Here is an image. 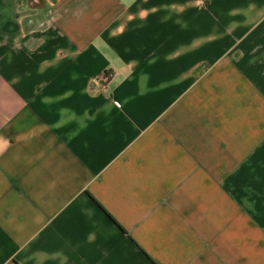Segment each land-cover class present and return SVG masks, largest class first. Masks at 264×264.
<instances>
[{
    "label": "crops",
    "instance_id": "1",
    "mask_svg": "<svg viewBox=\"0 0 264 264\" xmlns=\"http://www.w3.org/2000/svg\"><path fill=\"white\" fill-rule=\"evenodd\" d=\"M0 264H264V0H0Z\"/></svg>",
    "mask_w": 264,
    "mask_h": 264
},
{
    "label": "built area",
    "instance_id": "2",
    "mask_svg": "<svg viewBox=\"0 0 264 264\" xmlns=\"http://www.w3.org/2000/svg\"><path fill=\"white\" fill-rule=\"evenodd\" d=\"M110 77H111V73H105L102 78H103L104 81L107 82Z\"/></svg>",
    "mask_w": 264,
    "mask_h": 264
}]
</instances>
